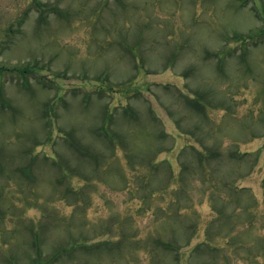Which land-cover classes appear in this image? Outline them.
Here are the masks:
<instances>
[{
  "label": "rangeland",
  "instance_id": "1",
  "mask_svg": "<svg viewBox=\"0 0 264 264\" xmlns=\"http://www.w3.org/2000/svg\"><path fill=\"white\" fill-rule=\"evenodd\" d=\"M0 15V264H264V0Z\"/></svg>",
  "mask_w": 264,
  "mask_h": 264
},
{
  "label": "flooded vegetation",
  "instance_id": "2",
  "mask_svg": "<svg viewBox=\"0 0 264 264\" xmlns=\"http://www.w3.org/2000/svg\"><path fill=\"white\" fill-rule=\"evenodd\" d=\"M1 16V15H0ZM1 20V19H0Z\"/></svg>",
  "mask_w": 264,
  "mask_h": 264
}]
</instances>
